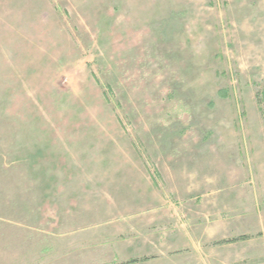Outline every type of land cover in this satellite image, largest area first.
<instances>
[{
  "label": "rangeland",
  "instance_id": "374dc122",
  "mask_svg": "<svg viewBox=\"0 0 264 264\" xmlns=\"http://www.w3.org/2000/svg\"><path fill=\"white\" fill-rule=\"evenodd\" d=\"M261 89L264 0H0V264H264Z\"/></svg>",
  "mask_w": 264,
  "mask_h": 264
},
{
  "label": "trees",
  "instance_id": "16d2710c",
  "mask_svg": "<svg viewBox=\"0 0 264 264\" xmlns=\"http://www.w3.org/2000/svg\"><path fill=\"white\" fill-rule=\"evenodd\" d=\"M256 97H257V102L260 105V108L264 107V90L261 89V91L256 94ZM258 236H261V234H258ZM250 239H252L251 236L242 235V236H238L236 238L230 239V240H222L220 242H217L215 245L233 244V243H237V242L247 241V240H250ZM151 259H153V258H151V257L150 258L149 257H142L140 259L129 260L126 263H123V264H137V263H140V262L149 261Z\"/></svg>",
  "mask_w": 264,
  "mask_h": 264
},
{
  "label": "crops",
  "instance_id": "0c3cea01",
  "mask_svg": "<svg viewBox=\"0 0 264 264\" xmlns=\"http://www.w3.org/2000/svg\"><path fill=\"white\" fill-rule=\"evenodd\" d=\"M131 260V259H130Z\"/></svg>",
  "mask_w": 264,
  "mask_h": 264
}]
</instances>
